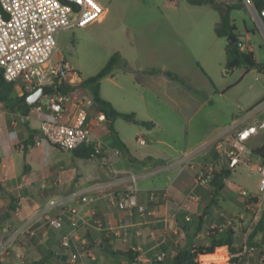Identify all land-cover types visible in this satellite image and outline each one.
Here are the masks:
<instances>
[{
  "label": "crops",
  "instance_id": "1",
  "mask_svg": "<svg viewBox=\"0 0 264 264\" xmlns=\"http://www.w3.org/2000/svg\"><path fill=\"white\" fill-rule=\"evenodd\" d=\"M112 78L113 71L101 81ZM101 81L99 95L102 99L120 112L134 113L138 120H150L145 117L149 102L137 86L144 87L145 84L135 82V86L126 88L114 81L118 88L108 93L103 91ZM76 93L95 100L87 88L77 87ZM14 95L21 96L18 84L14 86ZM96 108H90V120L94 136L101 141L102 155L85 159L41 138L39 126L43 113L34 107L27 110L25 103L17 100L7 104L0 102V176L4 184L0 208H8L11 196L16 198V209L9 216L0 214V231L11 235L14 230L27 225L35 232L34 235L16 236L9 252L0 257V264L39 261L41 264H150L154 259H161L159 257L163 254L173 255L187 244H197V239L207 235L211 226L223 221L222 212L227 215L243 213L212 210L217 201L209 205L213 185L196 182L201 167L211 162L217 164L215 173L226 169L218 149L204 148L191 155V165L179 170L180 165L176 162L204 143L202 146V143L198 144L196 150L178 151L162 137L152 136L156 126L152 121L150 127L122 118L100 122L96 119L99 110L98 106ZM68 110L70 114L66 121L72 122L76 108L70 104ZM122 120L146 129L133 128ZM111 123L115 133L109 128ZM233 123L234 120L230 126ZM161 145L168 149L163 150ZM169 163L173 165L168 167ZM132 174L135 182L130 178ZM228 177L224 180L225 188ZM129 192H134L137 202L145 207L144 214L136 208H118L115 201ZM190 195H197L200 199H188ZM51 200H59L62 204L51 208V214L60 212L62 206L78 210L74 233L86 241L87 250L94 258L85 254L76 262L70 261L72 249L61 245L62 235L71 229L68 215L61 214L64 225L56 229L46 224L42 214ZM204 210L203 229L195 235L196 218ZM186 217L190 219L186 220ZM186 221L190 228H184ZM235 242L240 245L241 237L235 236ZM222 247L226 253L228 248ZM50 251L53 255L46 259ZM129 251L134 254L132 257L124 253ZM55 253L58 256H54ZM61 255H66L64 263ZM248 262L264 264V254H252Z\"/></svg>",
  "mask_w": 264,
  "mask_h": 264
},
{
  "label": "rangeland",
  "instance_id": "2",
  "mask_svg": "<svg viewBox=\"0 0 264 264\" xmlns=\"http://www.w3.org/2000/svg\"><path fill=\"white\" fill-rule=\"evenodd\" d=\"M96 1L105 8L101 18L85 26H69L55 33L56 49L51 63L64 58L78 80L98 73L116 52L135 67L155 69L153 74H131L123 71L120 62L113 69V78L101 81L103 91L108 93L118 88L114 81L126 88L135 86V82L145 84L144 87L137 86L149 102L145 117L150 120L146 121L156 124L152 136L162 137L178 151L196 150L198 144L205 145L227 130L233 120L250 114L264 100V67H226L228 40L218 37L215 32L220 13L211 4L192 5L186 0H179L177 4L168 0ZM213 1L216 6L230 7L229 16L236 26L235 36L244 37L248 31L252 53L258 64H264V40L242 1ZM76 17L71 15L72 20ZM164 72L176 74L183 81L172 79ZM97 106L99 108L98 103L93 109ZM256 117L264 118V110L256 113ZM261 143V138L250 141L245 157L258 161L252 149ZM161 148L168 149L165 145ZM258 182V174L250 173L243 165L230 170L226 188L220 195H213L217 201L212 210L244 212L241 231H245L253 211L243 208L239 190L263 197ZM260 202L262 215L264 202L261 198ZM206 236L197 239L196 243L205 242ZM254 254L263 255L264 247L257 248ZM223 256L218 252L212 261L222 264Z\"/></svg>",
  "mask_w": 264,
  "mask_h": 264
},
{
  "label": "built area",
  "instance_id": "3",
  "mask_svg": "<svg viewBox=\"0 0 264 264\" xmlns=\"http://www.w3.org/2000/svg\"><path fill=\"white\" fill-rule=\"evenodd\" d=\"M241 1L264 40V6L259 7L257 0ZM104 12L105 8L96 0H0V70L6 81L20 86L21 95L29 94L41 86L52 87V91L38 99L33 107L43 113L39 126L41 138L63 150H73L88 144H92L96 150H101L102 144L94 136L90 120V108L97 102L93 97L76 93L81 80L77 79V74L64 58L55 64L51 63V57L56 49L54 36L62 28L85 26L94 22L101 18ZM72 14L77 16L75 20H72ZM236 38L240 51L252 52L248 31L244 37L236 36ZM64 85L75 87L69 92L56 91ZM70 104H73L76 110L72 122H67ZM262 110H264V100L250 114L236 118L227 130L215 136L202 148L178 160L176 163L180 165L179 170L192 164L191 155L206 147H215L219 150L226 170H234L240 165L245 166L250 173L258 174L259 188L264 192V156L252 153L258 157V161L245 157L250 141L261 138L262 143L256 147L264 143V118L256 117V113ZM96 119L104 122L107 118L99 109L96 112ZM171 165L173 164L169 163L168 167ZM216 166V162L202 166L196 175V182L201 185L210 183ZM130 178L135 182L133 174ZM239 197L244 204L243 208L253 211L245 231H241L244 212L232 215L222 212L223 221L210 227V230L217 228L220 231L230 228L235 236L241 237L240 250L235 253H229L227 250L222 264H249L248 257L257 251V247L250 243L249 236L253 225L260 218L262 208L260 198L264 202V196L250 194L247 190L241 189ZM188 199L198 201L200 197L190 195ZM115 203L120 209L136 208L141 214L146 212L145 207L137 202L134 192L120 195ZM60 205L62 204L59 200H51L44 208L42 214L46 224L56 229L62 228L64 222L61 214L66 213L71 229L62 235L61 245L72 249L69 255L70 261L76 262L85 254L94 258L87 250L86 241L74 233L78 222V210L74 207L62 206L60 212L51 214V208ZM189 219L186 217V220ZM25 233L35 234L27 225L14 230L11 235L0 231V257L9 252L16 236ZM163 256L164 254L159 258ZM209 264L217 263L211 261Z\"/></svg>",
  "mask_w": 264,
  "mask_h": 264
},
{
  "label": "trees",
  "instance_id": "4",
  "mask_svg": "<svg viewBox=\"0 0 264 264\" xmlns=\"http://www.w3.org/2000/svg\"><path fill=\"white\" fill-rule=\"evenodd\" d=\"M179 0H168V2L172 4H177ZM188 3L192 5H201V4H211L215 8L219 10L220 20L215 25V32L218 37H228L235 36L234 30L236 26L232 23L229 13L230 7H219L214 4L213 0H186ZM257 5L259 7L264 6V0H257ZM226 53V67L229 69H233L235 67L245 66L247 68H258L259 64L256 61L252 52H242L239 50L237 42H233L232 44H226L225 46ZM122 63L123 69L125 71L132 72L134 74H146L155 73V69L149 70H140L135 66L131 65L128 61L124 60L119 52L114 53L105 66L98 71L93 76H90L86 79L80 81L78 86L87 88L95 98L99 99L98 105L101 111H103L106 115V118L109 121H113L116 118H122L126 121L136 122L143 126L150 127L153 125L150 121H142L138 120L134 113H124L116 110L112 104L104 100L99 95L100 81L102 78L110 75L114 69V67L118 63ZM161 72L160 70H157ZM169 75L172 79L180 80V78L173 73L164 72ZM183 81V80H180ZM14 82H8L5 80L2 71L0 70V102L7 104L11 100H17L20 102H24L26 105V109H30L33 105H29L26 101L28 94H23L21 96L14 95ZM75 86L73 85H64L62 88H57L58 92H69ZM110 130L114 132L113 124L109 126ZM115 133V132H114ZM75 156H79L85 159H93L98 158L102 155V150H96L92 144L82 145L72 150ZM252 151L254 153H258L264 156V143L256 148H253ZM0 173H1V157H0ZM229 176V170L223 169L218 173L214 174V177L211 179L210 183L213 185L214 189L210 197L209 205L212 204L215 199L213 195L218 196L221 190L224 187V180ZM4 192V184L1 180L0 176V197ZM10 204L8 208H0V214H3V217L9 216L10 212L16 209V198L14 196L10 197ZM4 212V213H3ZM206 214L204 210L201 215L196 218V229L195 235L197 232L202 231L204 220L203 217ZM184 228H190V223L186 221V225ZM250 242L254 243L257 248L264 247V211L257 222L253 225L250 236ZM111 247V245H108ZM226 246L228 248L229 253H235L240 250L241 245H237L235 242V234L234 231L230 228L225 230H218L217 228L214 230H209V233L206 236V241L199 244H187L186 246L177 250V252L173 255L164 256L161 259H154L150 264H201V259L205 255L214 254L218 247ZM113 253H116L114 250ZM125 254H129L131 257L134 255L132 251L124 252ZM53 252L50 251L46 259L52 257ZM64 260L63 262H65ZM40 262V261H39ZM39 262H35L33 264H37Z\"/></svg>",
  "mask_w": 264,
  "mask_h": 264
},
{
  "label": "water",
  "instance_id": "5",
  "mask_svg": "<svg viewBox=\"0 0 264 264\" xmlns=\"http://www.w3.org/2000/svg\"><path fill=\"white\" fill-rule=\"evenodd\" d=\"M227 40H228V44H232L233 42H236L237 38H236V36H228ZM259 67L263 68L264 64L263 63L259 64ZM50 91H52L51 86H41V87L37 88L36 90L32 91L31 93H29L27 95L26 101L29 105H34L38 99H40L42 96H44L45 94H47ZM95 100H96V102H99L98 98H95ZM108 124H110V122H108ZM54 256H58V254L55 253ZM60 258L62 260H65L66 255H61ZM39 264H41V262Z\"/></svg>",
  "mask_w": 264,
  "mask_h": 264
},
{
  "label": "bare ground",
  "instance_id": "6",
  "mask_svg": "<svg viewBox=\"0 0 264 264\" xmlns=\"http://www.w3.org/2000/svg\"><path fill=\"white\" fill-rule=\"evenodd\" d=\"M218 252H221L225 256L224 247H218L214 254H209V255H205L204 257H202L201 264H209V262L213 260L212 258L216 256Z\"/></svg>",
  "mask_w": 264,
  "mask_h": 264
}]
</instances>
